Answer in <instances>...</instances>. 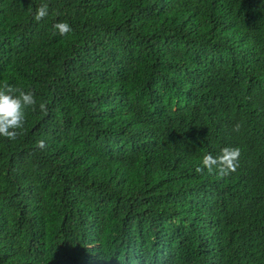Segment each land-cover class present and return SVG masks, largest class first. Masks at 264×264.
I'll return each instance as SVG.
<instances>
[{
	"label": "trees",
	"instance_id": "16d2710c",
	"mask_svg": "<svg viewBox=\"0 0 264 264\" xmlns=\"http://www.w3.org/2000/svg\"><path fill=\"white\" fill-rule=\"evenodd\" d=\"M5 83L0 264H264V0H0Z\"/></svg>",
	"mask_w": 264,
	"mask_h": 264
},
{
	"label": "clouds",
	"instance_id": "9594fccd",
	"mask_svg": "<svg viewBox=\"0 0 264 264\" xmlns=\"http://www.w3.org/2000/svg\"><path fill=\"white\" fill-rule=\"evenodd\" d=\"M48 15V5L42 4L36 11L34 20L39 22ZM58 31V34L64 36L72 32V28L68 23L59 22L53 25ZM36 105L34 93L32 91L25 92L24 90L9 85L7 83L0 86V136L9 140H15L18 136L17 129H21L25 122L26 107ZM40 109L46 110V105L41 103ZM239 125L234 126V131H239ZM37 146L45 147L43 141H38ZM241 150L239 147H224L216 156L206 154L203 156L201 166H198L195 171L203 174L205 170L209 174H217L221 178L234 173L239 167V159Z\"/></svg>",
	"mask_w": 264,
	"mask_h": 264
}]
</instances>
